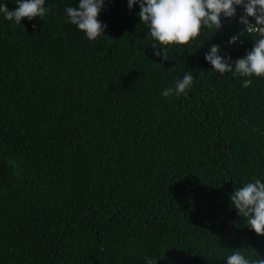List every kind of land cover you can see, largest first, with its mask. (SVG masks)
Wrapping results in <instances>:
<instances>
[{
  "label": "trees",
  "instance_id": "obj_1",
  "mask_svg": "<svg viewBox=\"0 0 264 264\" xmlns=\"http://www.w3.org/2000/svg\"><path fill=\"white\" fill-rule=\"evenodd\" d=\"M78 4L47 0L43 20L21 24L0 16V264L264 258V236L230 206L236 187L264 180V77L204 58L212 44L233 60L251 49L246 32L228 43L243 9L161 61L138 5L106 0L105 35L88 41L65 23ZM184 73L191 89L163 96Z\"/></svg>",
  "mask_w": 264,
  "mask_h": 264
},
{
  "label": "clouds",
  "instance_id": "obj_2",
  "mask_svg": "<svg viewBox=\"0 0 264 264\" xmlns=\"http://www.w3.org/2000/svg\"><path fill=\"white\" fill-rule=\"evenodd\" d=\"M46 2L14 0L17 7L12 10L0 2V16L16 24H21L23 18L43 20L51 11ZM105 3L106 0H79L78 7L66 6L65 23L76 26L88 41H96L105 35L107 28L98 19ZM136 5L140 9L137 15L148 30L153 54L161 61L169 60V46L188 44L201 35L202 29L211 30L213 34L221 31L224 21L237 18V10L242 8L237 22L243 28L231 36L228 43H237L246 32L253 40L251 49L233 60L219 45L212 44L204 58L211 69L222 75L264 77V0H127L129 11ZM194 80L193 73H184L174 87L163 89L162 95L169 97L174 93L180 96L191 89ZM230 202L231 208L246 220L247 227L258 236H264V180L257 178L236 187L230 195ZM157 261L145 257V264H157ZM224 261L225 264H264V258L251 259L241 248L231 251Z\"/></svg>",
  "mask_w": 264,
  "mask_h": 264
}]
</instances>
